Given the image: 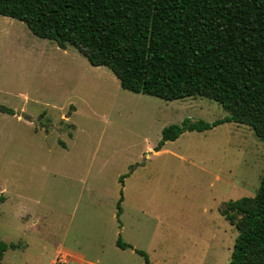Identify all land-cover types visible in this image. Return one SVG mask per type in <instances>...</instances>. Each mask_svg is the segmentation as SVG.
Here are the masks:
<instances>
[{
    "label": "rangeland",
    "instance_id": "374dc122",
    "mask_svg": "<svg viewBox=\"0 0 264 264\" xmlns=\"http://www.w3.org/2000/svg\"><path fill=\"white\" fill-rule=\"evenodd\" d=\"M0 107L14 111H0V239L17 244L4 264H146L119 238L154 264H228L238 230L222 211L256 194L264 143L230 122L155 151L171 124L228 116L217 101L124 89L0 14Z\"/></svg>",
    "mask_w": 264,
    "mask_h": 264
},
{
    "label": "trees",
    "instance_id": "16d2710c",
    "mask_svg": "<svg viewBox=\"0 0 264 264\" xmlns=\"http://www.w3.org/2000/svg\"><path fill=\"white\" fill-rule=\"evenodd\" d=\"M0 14L75 47L124 89L165 100L206 97L229 111L212 123L187 118L165 127L155 151L187 131L230 122L248 125L264 143V0H0ZM122 200L123 193L118 217ZM222 215L238 230L228 264H264V172L256 194L229 200ZM117 245L133 248L121 238ZM16 247L0 239V264Z\"/></svg>",
    "mask_w": 264,
    "mask_h": 264
},
{
    "label": "crops",
    "instance_id": "0c3cea01",
    "mask_svg": "<svg viewBox=\"0 0 264 264\" xmlns=\"http://www.w3.org/2000/svg\"><path fill=\"white\" fill-rule=\"evenodd\" d=\"M118 246V245H117ZM119 247V246H118ZM119 248H121V247H119ZM121 249H123V248H121ZM134 251H135V249H138V248H132ZM135 253H137L136 251H135ZM62 255H61V257H62V259H63V261H65V262H68V260H67V258L69 257V252L68 251H62V253H61ZM138 254V253H137ZM141 256V255H140ZM143 258V257H142Z\"/></svg>",
    "mask_w": 264,
    "mask_h": 264
},
{
    "label": "water",
    "instance_id": "95a60500",
    "mask_svg": "<svg viewBox=\"0 0 264 264\" xmlns=\"http://www.w3.org/2000/svg\"><path fill=\"white\" fill-rule=\"evenodd\" d=\"M23 117H26L28 119H31V117L29 115H27L26 113H23Z\"/></svg>",
    "mask_w": 264,
    "mask_h": 264
}]
</instances>
